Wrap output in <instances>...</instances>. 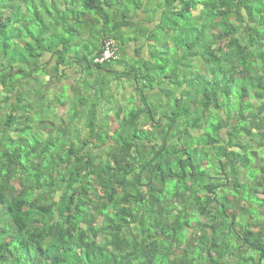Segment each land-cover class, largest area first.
Masks as SVG:
<instances>
[{"label":"trees","instance_id":"trees-1","mask_svg":"<svg viewBox=\"0 0 264 264\" xmlns=\"http://www.w3.org/2000/svg\"><path fill=\"white\" fill-rule=\"evenodd\" d=\"M0 264H264V0H0Z\"/></svg>","mask_w":264,"mask_h":264},{"label":"rangeland","instance_id":"rangeland-1","mask_svg":"<svg viewBox=\"0 0 264 264\" xmlns=\"http://www.w3.org/2000/svg\"><path fill=\"white\" fill-rule=\"evenodd\" d=\"M146 10H150V11H154L153 10V6H151V5H148V6H146ZM70 19L72 18V16L71 15H69L68 16ZM44 20H47L45 17L43 18ZM82 26H84V25H82ZM82 26H81V28H82ZM136 25L134 24V27H131L132 28V33L134 34L135 32V30H136ZM71 29H74V31H76V30H78L79 31V25H78V22H77V19H76V16L74 17V19H72V25H71V27H70ZM80 28V29H81ZM91 29V27L89 26V27H83L82 28V30H81V36H83V38H86L87 39V41L90 43V41H91V45H92V43H93V41H94V39L95 38H98V32H95V30H93V33H86L85 31H88V30H90ZM131 31L130 30H128V31H126V33H128V35L129 36H131ZM88 37H90V39H88ZM79 40H80V38H78ZM123 58L125 59L124 61H126L127 62V64H129L128 65V68L129 69H131V68H133V67H137L138 65H137V63L136 62H134V61H132L131 59H130V57H128V55H125V54H123ZM105 77H106V88L108 89L107 91L108 92H110L111 90V92H114V91H119L120 92V100H121V102H122V105L123 106H128L129 105V102H130V105H132L135 101H137L136 100V96H135V91H137V84H136V80H132L131 78L130 79H124V78H122V79H119V80H116L115 79V77L113 76V75H109L108 73H106V75H104L103 73H101L100 71H98L97 69H93V70H91V71H89V76H88V78L89 79H91V78H96L95 79V81L97 82V81H99V84H102V81L105 79ZM114 82H116V83H114ZM64 87L62 88V89H60V90H62V91H64L65 92V98H60L59 96H61V94H63V93H61V91H60V93H58V94H60L59 96H57V97H59V99L60 100H63V101H65V103H66V105H67V107L69 106V100L67 99L68 97H69V95H70V90L69 89H64ZM56 90L54 89V91L52 92V95H51V100H52V104H53V102L54 101H56V99H55V96H56ZM57 102V101H56ZM2 105V108L4 107V105L3 104H1ZM103 105V104H102ZM107 106L109 105V103H107L106 104ZM104 106V105H103ZM60 108H62L61 106H60ZM126 108H128V107H126ZM130 108V107H129ZM128 108V109H129ZM127 109V110H128ZM126 110V111H127ZM64 111V113L63 114H65V115H67L68 114V112H67V110H66V108L64 109V108H62L60 111H59V113H62ZM68 119H69V117H67ZM257 176H258V173L257 172H255L254 173V176L253 177H250L249 178V180H251V181H255V180H257ZM259 177H262V175L261 174H259ZM229 190V189H228ZM223 192V191H222ZM221 192V193H222ZM233 195H235L236 196V194H233ZM247 195V196H246ZM245 196H243V198H246V197H248V194H246ZM254 215H258V212L257 211H255V214ZM232 243L234 244V245H236V239H235V237H233V239H232Z\"/></svg>","mask_w":264,"mask_h":264},{"label":"built area","instance_id":"built-area-1","mask_svg":"<svg viewBox=\"0 0 264 264\" xmlns=\"http://www.w3.org/2000/svg\"><path fill=\"white\" fill-rule=\"evenodd\" d=\"M117 51L118 47L113 39L105 41L102 54L100 57L95 59V63H104L106 61L118 59Z\"/></svg>","mask_w":264,"mask_h":264},{"label":"crops","instance_id":"crops-1","mask_svg":"<svg viewBox=\"0 0 264 264\" xmlns=\"http://www.w3.org/2000/svg\"><path fill=\"white\" fill-rule=\"evenodd\" d=\"M130 45V46H129ZM126 48V54L129 56H132L134 53H133V50L135 47H132L131 44H129ZM50 60V57L47 56V57H44L42 59V64L45 65L48 61ZM56 67H53V66H50L48 68V70H55ZM67 74H68V78L66 77V79L62 82V85H65V86H68L69 88H71V90H73L74 88V78L75 76H79L78 74L81 73V71L79 70L78 72H76L75 68H71V69H67ZM71 86V87H70ZM61 87V85H59V88ZM74 91V90H73Z\"/></svg>","mask_w":264,"mask_h":264},{"label":"clouds","instance_id":"clouds-1","mask_svg":"<svg viewBox=\"0 0 264 264\" xmlns=\"http://www.w3.org/2000/svg\"><path fill=\"white\" fill-rule=\"evenodd\" d=\"M143 16H144V14H138L136 19L140 21V19H141ZM109 39H113V40L116 42L117 47H118L117 54H118V59H119V58H120V51H121V48H122V47L118 44L117 40H115L114 38H107L105 41H107V40H109ZM105 41H104V43H105ZM104 43L102 44L101 49L98 51V53L93 57V63H94L95 65H103V64L111 63V62H113V61H115V60H118V59H115V60H111V61H106V62H104V63H95V59L98 58V57H100L101 54H102V49H103ZM44 54H45V55H43V57H41V59H40V64H41V65H43V64H42V59H43L44 57H47V56L50 57V60H49L47 63H49V62H51V61H53V60L55 59V58L52 57L49 53H45V52H44ZM47 63H46V64H47ZM52 63H53V62H52ZM52 63L50 64V66L53 65ZM50 66H49V67H50Z\"/></svg>","mask_w":264,"mask_h":264}]
</instances>
